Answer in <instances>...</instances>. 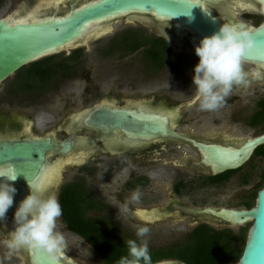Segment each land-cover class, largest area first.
I'll use <instances>...</instances> for the list:
<instances>
[{"label":"flooded vegetation","instance_id":"1","mask_svg":"<svg viewBox=\"0 0 264 264\" xmlns=\"http://www.w3.org/2000/svg\"><path fill=\"white\" fill-rule=\"evenodd\" d=\"M217 1L218 3L214 8L220 13L221 18L225 23L242 22L235 18L237 16V14L234 13L235 11L242 13L241 15L243 18L247 20L254 19L257 22L260 21L262 16H264L260 4L256 0ZM220 7L224 13L226 12V16L222 15L223 12H221ZM34 14L35 13L32 15ZM120 20L125 23L123 28H119L117 31H113L112 29L113 35L110 41L102 43L101 47L91 49L93 53L99 56L101 63L109 62L108 64H103L104 66L101 68V71L109 72L107 79L110 86L108 92H105L102 95L100 94L101 91L98 93L93 92L92 94L94 96L101 95L102 97H113L116 99L152 97L159 103L174 105V111L172 113H168L166 107L153 110L149 109L145 104L144 106L134 105L133 107L131 105L118 107L115 106V104L104 106L97 105L93 107V109L88 110L86 114L83 110L78 116L69 118L68 120L71 121V123L70 125H67L70 129L71 127L74 129L75 134L84 131L91 133L92 136L77 137L74 132L69 135L67 132L62 131V134H64L65 137L63 139H57L56 135L51 133L50 129H58L57 126L59 124L54 125L55 123L52 120L43 126L39 125V133L35 130L32 131L33 127H37L35 120L39 116L37 113L31 115V117L21 114L19 109L21 93L19 83H17L16 79L0 92V142L20 143L49 140L52 145V149L44 154V164L39 169L38 175L32 182H30V184L33 185L34 182L41 181L47 182V187L45 188L46 193H56L59 202L60 194L67 186L75 185L73 187L75 188L79 185L82 186L83 184L90 199L92 201L97 200L106 207L102 212L95 213V217H108L115 222H117V219L113 216L110 217L109 215L111 214V209L113 208L112 206H114V203L110 202V205H108V203L100 197L98 188L96 186H88L86 182V178L88 177L86 174L93 176L94 172L97 171L96 168L100 167V164L97 162L102 160V155L111 157L110 160H112L113 164L110 165V168H114V170H111L112 172H115L116 176L124 174V172L126 173L123 175L124 184L121 194L128 200L136 189L144 190L148 187L147 185L145 188H138V184L133 189L129 187L131 183L145 178L144 169H142V167L144 164H148V160H146V156H139V153H144L149 148L153 147L172 146L179 150L180 147L183 146L192 149L197 155L196 158L200 161L201 155L191 145V142L226 146L238 144L230 140L233 128L224 124V118L222 116L217 117L219 109L215 111L201 110L198 103H195L194 101L195 90L192 85V69L198 63V57L193 53L189 37L186 35L185 38L180 40L176 27L173 24H159L150 17L119 18L110 23H115ZM260 25L261 24L257 27ZM100 26L102 25H97L96 32H100V30L103 29L100 28ZM187 33L188 35L190 34L189 32ZM85 41L86 39L81 44L70 48L68 51L65 49L58 54L52 55L58 56L59 54H67L65 58L61 59L67 60V62L64 63L65 65H63V68L61 69L60 76L53 80L52 78L50 79L48 91L45 90L37 92V94L31 93L27 95L33 97V101H29L26 108H33L36 104V102H34L35 98L42 99L49 92L60 93L63 86L67 87V85H71V83L75 81L74 79L77 75L74 74V71H71L72 69L69 64L73 66L77 65L79 67L84 61L82 55L84 52H90V50L87 49L88 46H86L88 42L85 44ZM176 42L180 45H177ZM76 52L80 53V57L77 58L76 61L73 59V61H69L68 63V59ZM244 64L251 67L249 70L260 68L264 71L263 68L257 65L245 62ZM181 82L183 83V90L179 89ZM3 83H5V81ZM250 88L255 91L251 94V97L247 99V102H250L253 105L248 117L249 123H246L250 128H258L264 125V121L259 122L255 120L259 118L258 114L264 111V79L252 81L248 88L237 89L243 93H247L251 90ZM88 92L90 91L88 90ZM84 94L85 92L80 93V91H71L70 93V95L73 96ZM181 94H185L184 97L189 99L179 101L172 99L174 97H180ZM87 95H89V93ZM101 107L109 108L110 110L117 112L125 111L126 113H133L141 117H156L164 120L167 134L147 142L135 143L130 140H125V136L122 133H120V135H110L99 130L87 128L85 125L86 118L94 110ZM244 113L245 109L243 110L242 108L233 115L236 116L237 119L243 120L245 118L244 120H246L247 117H245ZM20 115H22L23 118ZM45 115H47V113H45ZM239 122L241 123V121ZM56 134L60 133L57 131ZM261 135H264V133L255 136L254 138ZM166 152L167 153L158 155L161 157L159 160L160 162H167L166 165L164 164L165 166L173 165L175 168L182 167L178 163L168 161L169 159H172V155L174 154L173 150L168 149ZM134 161L137 163L134 164L136 168L133 170L132 162ZM187 163L189 164H186V169L194 171L198 176V182H200V185L197 187L194 186V188L204 190L212 185H219L211 183L210 179L213 176L209 171L205 170L203 167H201V169L194 168V164L191 161H187ZM70 166L72 168H79V171L71 179H65L63 177V170ZM8 167L11 166L9 165L0 168ZM43 174L45 175L42 178ZM177 178L178 181L174 183L171 189L172 194H190V191L193 190V188L187 187V182L186 180L184 181L182 177ZM62 181H64V183H62ZM0 183H9L17 190L14 196L13 206L7 212L5 219L0 221V239H3L13 230V215L16 210L15 208L19 205L18 202L20 203L29 194L30 189L29 184L23 186L17 179L13 182L0 177ZM192 192L195 193V190ZM159 196L161 197V195ZM170 209L173 211L177 209L176 202L170 204ZM178 210L184 217L191 218V221H212L210 219H200L199 217L194 216L191 213L192 210L189 208H179ZM137 213L138 212H133V216L140 222L152 221L137 215ZM158 215H161V213ZM91 216H93V214H91ZM146 216L148 217V215ZM161 217L162 216L158 218L161 219ZM60 222L64 227L58 230L65 235L67 244L65 252L61 257V263L100 264L101 262L99 258L86 243L84 238L77 232L70 230L69 225L67 222L62 221V218H60ZM121 230H119V233H122ZM85 245H88V248L85 249ZM0 264H32V261L30 253L23 250L13 254L11 258H9L7 256V249L0 244Z\"/></svg>","mask_w":264,"mask_h":264},{"label":"rangeland","instance_id":"2","mask_svg":"<svg viewBox=\"0 0 264 264\" xmlns=\"http://www.w3.org/2000/svg\"><path fill=\"white\" fill-rule=\"evenodd\" d=\"M74 1L84 2L85 0H5L2 5H0V20H10L13 17L21 16L25 18L33 13L36 16H42L45 14H51L54 9H57L59 12H64L68 9V5ZM46 5V6H44ZM42 6V7H41ZM237 14L235 17L238 21H242L249 28H255L259 24L264 22V16L260 18V21H255L254 19L247 20L243 18L238 11L234 12ZM233 13V14H234ZM125 25L124 21L120 20L115 23H110L109 31L106 35H101L97 39H92L88 41V50L89 53L82 55L84 61L77 69L75 76V81L67 87L63 86L62 91L59 92H49L42 99L35 98L36 104L33 108H26L29 101H33V97L26 96L21 97L20 100V112L22 115L31 117L34 113H37L39 116L35 122L37 127H33L32 131L39 133V125L43 126L50 120L54 121V125H58V129H50L51 133L55 134L57 139H63L65 137L62 134V131L67 132L69 135L75 131L71 127L69 128L71 121L69 118L73 116H78V114L84 110L86 114L88 110L93 109V107L99 105L104 106L108 104H115L118 107H124L131 105H147L149 109L157 110L163 109L166 107L168 113L174 111V105L159 103L155 98H146V97H131V98H120L116 99L113 97H102L101 95L105 92H108L110 89L109 81L107 75L109 72H102L101 68L108 64L109 62L101 63L99 56L92 52L91 49L101 47L102 43H107L111 40L113 31H117L119 28H123ZM107 26L102 25L100 28H106ZM112 32V33H111ZM97 43V45H96ZM67 54H59V60L65 58ZM104 64V65H103ZM245 70L248 71L251 67L244 64ZM80 69V71H79ZM26 70L22 68L19 71L20 77H24ZM15 80V75L8 78L5 83L0 86V92L6 88L10 83ZM182 82L180 83L179 89L183 90ZM251 89V88H250ZM88 90L90 92H88ZM71 91L84 93V95L73 96L70 95ZM100 92L101 95L94 96L93 92ZM255 90L251 89L247 93H243L237 88H234L228 98H226L227 103L219 109L217 117L224 118V124L233 128L232 136L230 140L234 143H242L246 139H252L255 136L264 133V125L258 128H250L247 123H249L250 109L252 103L247 102V99L251 97V94ZM89 95H87L88 93ZM185 94H181L180 97L172 98L175 101L187 100L189 98L184 97ZM234 96V97H233ZM245 109L246 120L237 119L233 114L239 111L240 109ZM47 113V115H45ZM20 115V116H22ZM51 118H50V116ZM53 117V118H52ZM23 118V116H22ZM241 121V123L239 122ZM157 122V121H155ZM239 122V123H236ZM247 122V123H246ZM63 126V127H62ZM31 131V133H32ZM60 134H56V132ZM75 136H92L89 132L80 131L75 134ZM170 149L173 150L174 154L172 155L171 161L173 163H178L180 168H175L173 165H166L165 162H160L161 159L159 154L167 153L166 151ZM146 156L148 160L147 165H143L145 178L148 179V187L144 190H140L142 193L141 200L139 202L128 203V211H124V204L127 203L130 199H126L124 195L121 194L123 184H124V174L116 176L115 172H112L110 165L113 164L111 157L107 155H102L99 168H96L97 171L94 172V175H88L87 185L96 186L100 192V197L108 203H114L113 208L111 209L110 217L117 219V224L122 227L121 232L124 234L130 235L133 239H136V232L140 227H148L149 234L147 239L149 240L150 249H160L172 247L184 243L187 239V236L191 231L202 223H206L211 227L217 230L229 229L232 230L235 234L240 235L243 229H247L251 223H247L243 226H234L224 225L222 223L213 222V221H191V218L184 217L179 213V208L190 210L202 209V208H214V209H232V210H246L244 206L247 202H251V195L253 192L262 190L263 186L261 181L264 178V158L255 157L254 155L250 161L242 167L237 173L232 175L228 181L219 184L212 185L204 190H198L194 186H199L198 176L192 170L186 169L187 161H191L193 164L198 161L197 155L195 152L188 148L181 146L179 150L172 146H163V147H153L149 148L144 153H139V156ZM135 158V157H133ZM134 160V159H133ZM138 161V160H136ZM136 161L132 162V169L134 170ZM167 161V160H166ZM71 164V163H70ZM165 164V165H164ZM177 165V164H176ZM199 169V167H194ZM110 169V171H109ZM201 169V168H200ZM79 171V168H72L71 166L64 169L63 177L66 179H71ZM177 177H182L184 181L186 180V185L189 188H193L190 194L182 193L180 195H173L171 192L172 186L178 180ZM64 183V181H62ZM195 190V193L192 192ZM197 190V191H196ZM160 191V192H158ZM161 195V197L158 195ZM194 193V194H193ZM104 197H103V195ZM102 195V196H101ZM163 196V197H162ZM176 202L177 209L173 211L170 209V204ZM255 201H252V207H254ZM111 207V206H110ZM248 210V209H247ZM161 213L160 218L155 220L145 216L150 212ZM109 212V211H108ZM133 212L146 213L143 218L147 220H152L151 222H140L133 216ZM107 214V213H106ZM93 216H96L93 214ZM149 218V219H148ZM203 219V218H200ZM159 220V221H158ZM156 221V222H154ZM119 222V223H118ZM195 222V223H194ZM124 229V230H123ZM88 248V245H85V249ZM163 261H174V260H160L156 261L153 264H160ZM178 262V261H175ZM101 264V263H100ZM238 264V263H234Z\"/></svg>","mask_w":264,"mask_h":264},{"label":"water","instance_id":"3","mask_svg":"<svg viewBox=\"0 0 264 264\" xmlns=\"http://www.w3.org/2000/svg\"><path fill=\"white\" fill-rule=\"evenodd\" d=\"M256 1L264 14V0ZM195 3L192 7L193 0H85L70 3L64 12L54 9L51 14L35 16V22L30 19L33 15L25 17V21H18L22 15L7 21L1 19L0 86L31 63L65 49L68 51L85 39L86 44L89 40L106 34L109 23L119 18L150 17L159 24H173L180 40L186 35L189 37L194 53L200 40L214 34L224 23L220 13L214 8L217 0H195ZM189 8L190 17L180 15ZM220 10L223 12L221 7ZM222 15L226 16V12ZM97 25L107 27L96 32ZM251 38L256 48L244 57V62L264 69V22L251 30ZM176 44L180 45L178 42ZM85 125L110 135L122 133L125 140L135 143L147 142L167 134L164 120L102 107L86 118ZM191 145L201 155V160L195 162L194 167H203L216 177L244 167L255 151L264 145V135L246 139L237 145L196 142H191ZM50 149L52 145L49 140L0 142V167L10 165L19 174L18 182L26 186L38 175L44 164V154ZM191 213L231 227L251 223L247 243L238 264H264V188L258 193L252 209L202 208L192 210ZM30 256L32 264H47L42 256Z\"/></svg>","mask_w":264,"mask_h":264},{"label":"clouds","instance_id":"4","mask_svg":"<svg viewBox=\"0 0 264 264\" xmlns=\"http://www.w3.org/2000/svg\"><path fill=\"white\" fill-rule=\"evenodd\" d=\"M185 16L190 17V12ZM256 45L251 38V29L243 22L223 23L209 37L200 40L194 53L198 63L192 69V85L195 90L194 101L205 111H215L223 107L234 88H248L252 81L264 79L260 68L245 70L244 57L254 51ZM19 174L0 168V177L16 181ZM29 194L19 203L13 215V230L0 239L7 249V256L19 251L42 256L47 264H61L66 249V238L58 229L64 227L60 222L63 210L56 193H46L45 189L33 188L29 183ZM16 189L9 183H0V221L13 206ZM142 193L133 191L131 202H139ZM128 203L124 211H128ZM148 227H140L136 239L126 241L127 254L117 264H153ZM160 264H179L163 261Z\"/></svg>","mask_w":264,"mask_h":264},{"label":"trees","instance_id":"5","mask_svg":"<svg viewBox=\"0 0 264 264\" xmlns=\"http://www.w3.org/2000/svg\"><path fill=\"white\" fill-rule=\"evenodd\" d=\"M4 1L0 0V5ZM79 57V52L74 53L68 59V63L73 59L76 61ZM66 62L67 60H59L58 56L46 57L24 67L26 74L23 78L18 76V71L15 79L20 86V97L48 91L50 79L60 76ZM69 66L76 74L77 65L69 64ZM258 115L259 118L255 120L263 122L264 111ZM254 156L264 158V145L255 151ZM239 170L212 177L210 181L212 184H222ZM148 183L149 181L143 178L131 183L129 187L133 189L138 184V188H145ZM261 185L264 188V178ZM74 186H67L60 194L62 221L67 222L70 230L84 238L101 264H117L118 260L127 254L126 241L133 238L128 234L119 233L121 227L110 218L91 216L102 212L106 207L97 200L92 201L83 184L73 188ZM260 191L252 193L251 202L244 205L247 209L253 208L252 201L257 199ZM250 228L251 225L237 235L229 229L217 230L207 224H200L191 231L184 243L167 248L150 249L153 263L160 260H174L186 264L238 263L246 246Z\"/></svg>","mask_w":264,"mask_h":264},{"label":"snow or ice","instance_id":"6","mask_svg":"<svg viewBox=\"0 0 264 264\" xmlns=\"http://www.w3.org/2000/svg\"><path fill=\"white\" fill-rule=\"evenodd\" d=\"M195 5H196L195 0H193V5H192V7L195 6ZM192 7H191V8H192ZM191 8L182 11V12L180 13V15H186V14H188V13H189V10H190ZM30 19H31L32 22H35V14H34L32 17H30ZM3 169L6 170V171H8L9 173L14 172L15 174H17V172H16L12 167L3 168ZM46 187H47V182H43V181H41V182H34V183H33V188L45 189ZM137 215H143V213H137ZM62 256H63V254H62Z\"/></svg>","mask_w":264,"mask_h":264},{"label":"bare ground","instance_id":"7","mask_svg":"<svg viewBox=\"0 0 264 264\" xmlns=\"http://www.w3.org/2000/svg\"><path fill=\"white\" fill-rule=\"evenodd\" d=\"M53 1H54V0H53ZM41 7H42V6H41ZM35 16H36V15H35ZM18 21H25V18L19 19ZM57 172H58V171H57ZM55 173H56V172H55ZM55 173H54V174H55ZM57 174H58V173H57ZM57 174H56V175H57ZM44 175H45V174H43L42 178L44 177ZM54 177H55V175H54ZM54 179H55V178H54ZM145 214H146V213H144L142 216H144ZM147 215H148V217L151 218V219H156V218L160 217V215H158L155 211L152 212V213H150V215H149V213H148ZM142 216H141V217H142ZM145 216H146V215H145ZM149 218H148V219H149Z\"/></svg>","mask_w":264,"mask_h":264}]
</instances>
